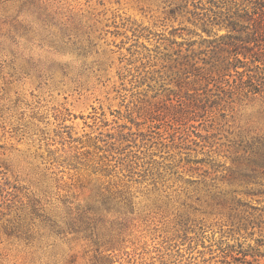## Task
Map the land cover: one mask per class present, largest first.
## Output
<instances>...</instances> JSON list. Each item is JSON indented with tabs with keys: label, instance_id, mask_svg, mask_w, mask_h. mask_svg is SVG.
Returning a JSON list of instances; mask_svg holds the SVG:
<instances>
[{
	"label": "rangeland",
	"instance_id": "374dc122",
	"mask_svg": "<svg viewBox=\"0 0 264 264\" xmlns=\"http://www.w3.org/2000/svg\"><path fill=\"white\" fill-rule=\"evenodd\" d=\"M229 6L0 0V264H264V65L203 27Z\"/></svg>",
	"mask_w": 264,
	"mask_h": 264
},
{
	"label": "trees",
	"instance_id": "16d2710c",
	"mask_svg": "<svg viewBox=\"0 0 264 264\" xmlns=\"http://www.w3.org/2000/svg\"><path fill=\"white\" fill-rule=\"evenodd\" d=\"M230 1L231 6L226 12H215L213 20L203 24L204 29H207L206 26H212V29L215 26H218L219 30L226 29L230 34L229 45L236 46L241 43L245 51L252 53L256 58L255 62L264 65V0ZM249 92L255 94L261 93L262 90L253 86Z\"/></svg>",
	"mask_w": 264,
	"mask_h": 264
}]
</instances>
